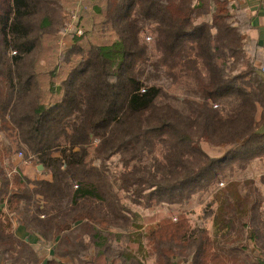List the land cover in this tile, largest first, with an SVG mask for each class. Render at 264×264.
Here are the masks:
<instances>
[{
    "label": "trees",
    "instance_id": "16d2710c",
    "mask_svg": "<svg viewBox=\"0 0 264 264\" xmlns=\"http://www.w3.org/2000/svg\"><path fill=\"white\" fill-rule=\"evenodd\" d=\"M83 2L91 27L78 22L81 35L71 32L54 57L47 43L73 0H0V262H39L15 220L53 244L45 264H146V255L155 264H264L254 182L225 173L264 159V39H244L229 0ZM106 32L116 40H88ZM182 79L191 82L185 96L170 95ZM201 143L224 154L211 157ZM17 153L49 178L30 179L21 166L10 173ZM211 189L210 235L173 208ZM162 206L150 225L135 222L132 207ZM76 227L81 240L64 246ZM128 228L125 247L113 249L106 234Z\"/></svg>",
    "mask_w": 264,
    "mask_h": 264
},
{
    "label": "rangeland",
    "instance_id": "374dc122",
    "mask_svg": "<svg viewBox=\"0 0 264 264\" xmlns=\"http://www.w3.org/2000/svg\"><path fill=\"white\" fill-rule=\"evenodd\" d=\"M83 1L84 0H73V6H72V9L70 10V12H68L66 24L69 21L70 13L72 11L77 10V12L79 13V16L77 18V22H79V26H81L84 30V29H88V27H91L92 22L90 20H92V19H88V18L85 19L84 18L81 21L80 17L83 14V12L85 11V6H86V4H84ZM94 11H96V9ZM70 33L71 32H68V33L64 32V29H63L58 40H54V41L51 40L47 43V45L50 48V54L49 55H51V53H52V55L55 57L56 55H59V53H61V51H63L64 48L67 49L71 46V42L69 40H67L68 35ZM89 38L90 39H88V40H91L92 42H94V44H100V45L109 44L112 41L116 40L114 37V34L108 33V32L102 33L99 35L93 34V36L89 37ZM85 40L87 41V39H84L83 41H85ZM144 40L146 43L151 42L149 35L145 36ZM54 57H52V58L50 57V59H53ZM190 85H191L190 81H188L186 79H182L179 82H177V84L172 85L168 89V93L172 96L177 97V98H182L185 96L184 95L185 90L188 89L190 87ZM175 104H178V103H175ZM0 144H6L4 136L1 133H0ZM94 145H96V144H94ZM201 147H202L203 151L206 152L209 156H211V157L215 156L214 158H217L216 156L223 152V147H213V146H210L206 143H201ZM17 154H15V157L10 161V164L6 162V166H8L7 168L10 171L11 170L14 171L17 167L20 166L21 162H17V160L19 159L16 156ZM155 155L158 158H161V155L159 154L158 150L155 152ZM22 156H23V154H22ZM149 158L150 157H145L144 160L148 161ZM32 163L33 164L31 166V170L34 171L35 163H34V161H32ZM97 164H98V162L95 161L94 165H97ZM234 170L235 171L233 173L225 172L227 179H228V177L231 178V176H233V178H236L239 181L250 179L254 182V185H252V188L254 190V197L256 198V201L258 203L257 209L260 213V218L264 219V159L263 160L255 159L250 164H248L244 169L234 168ZM12 171L10 173H12ZM10 173H9V175H10ZM229 174H231V175H229ZM39 175L41 176L42 179H48L49 178V176H47L45 174H39ZM29 178H31V177H29ZM222 182L223 183L219 184L220 188L224 187V185H225V181H222ZM216 187L217 186H214V189ZM212 194H213V189H211V191L209 193L196 194L192 197L191 201L188 204H186L182 207H176L175 206V208H173V209L181 211V213H183L187 217V219L189 220V224L192 228H195V227L204 228L211 235L212 231H213L212 230V215L209 213L208 210H212L215 208V204L209 205V203L212 201ZM40 199H42V198L39 197L38 200H40ZM158 210L162 211V213H166L168 211V207L167 206H162L161 208L158 207L157 209H155L152 212H149L148 209H143L142 207H132V213H135V215L137 216V217L134 216L135 217L134 220H135V222L137 221L138 224H142V223L144 224L145 222H147V225H150L152 223V222H150V220L153 221V219L149 218V217H151L153 214L157 213ZM173 220H175V217L173 218ZM132 230L134 231L133 228H128L127 230H120V231L118 229H112L106 234L107 241H108V243L111 244L112 248L115 250L124 248L127 235H128V233H131ZM82 235H83V231H80L78 229V227H76L74 230L72 229L71 231L64 233V235L62 237V243L64 244V246L72 247L73 245L77 244V240H81ZM143 244H145V241L143 242ZM251 245H252V243L249 244L250 247H251ZM35 247H38V246H35ZM145 250L150 252V250L147 248ZM39 252L42 254V251H39ZM48 257H50V255ZM136 257L140 258V257H142V255H140L137 252ZM146 257H148L147 258L148 264H155V260H153L154 259L153 256L146 255ZM145 261H146V259H145ZM4 264H5V262H4ZM38 264H41V263L38 262Z\"/></svg>",
    "mask_w": 264,
    "mask_h": 264
},
{
    "label": "crops",
    "instance_id": "0c3cea01",
    "mask_svg": "<svg viewBox=\"0 0 264 264\" xmlns=\"http://www.w3.org/2000/svg\"><path fill=\"white\" fill-rule=\"evenodd\" d=\"M229 2L235 9L234 13L237 16V19L240 22L245 23V28H244L245 30L243 33L244 39L252 44L261 45L264 39L263 0H229ZM223 153H224V148H223V152L217 155L216 157L217 158L220 157ZM17 162H21L20 166L23 169L24 175L31 177L30 179L32 178L42 179L41 176L39 175L41 174L40 173L41 170L40 171L37 170L38 167L37 165H34V171H33L31 170V166L33 164L32 162L28 165H25L20 159H18ZM12 224L16 236L21 240L28 241L34 247V250L37 251L39 263L45 264V262L52 257L51 247L53 244L51 242L49 243L38 242L33 236H29L25 231L24 227L18 224L15 220L12 221ZM39 251H42V254ZM49 255L50 257H48ZM147 258L148 257L144 258V261L146 259L145 261L146 264H148ZM63 260L67 261V259H63ZM0 264L3 263L0 262ZM178 264H182V262L178 261Z\"/></svg>",
    "mask_w": 264,
    "mask_h": 264
},
{
    "label": "built area",
    "instance_id": "2783aa9c",
    "mask_svg": "<svg viewBox=\"0 0 264 264\" xmlns=\"http://www.w3.org/2000/svg\"><path fill=\"white\" fill-rule=\"evenodd\" d=\"M69 21L68 23L65 25L64 28V32H73L76 36H80L82 33V29L79 27L77 29H75L77 22V18L79 16V13L77 12V10L72 11L69 15ZM261 74L264 75V67H261L260 70ZM25 165L30 164L32 161L30 159L25 160L23 159L22 153H18L16 155Z\"/></svg>",
    "mask_w": 264,
    "mask_h": 264
},
{
    "label": "water",
    "instance_id": "95a60500",
    "mask_svg": "<svg viewBox=\"0 0 264 264\" xmlns=\"http://www.w3.org/2000/svg\"><path fill=\"white\" fill-rule=\"evenodd\" d=\"M41 169H42V167H41V166L37 167V170H38V171H40Z\"/></svg>",
    "mask_w": 264,
    "mask_h": 264
}]
</instances>
